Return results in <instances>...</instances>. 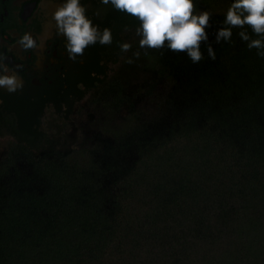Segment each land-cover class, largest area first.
<instances>
[{
	"label": "trees",
	"instance_id": "1",
	"mask_svg": "<svg viewBox=\"0 0 264 264\" xmlns=\"http://www.w3.org/2000/svg\"><path fill=\"white\" fill-rule=\"evenodd\" d=\"M194 3L215 60L122 53L140 21L116 10L97 45L125 58L79 90L81 138L45 147L39 115L24 123L0 158V264H264V57L240 28L214 42L233 0Z\"/></svg>",
	"mask_w": 264,
	"mask_h": 264
},
{
	"label": "flooded vegetation",
	"instance_id": "2",
	"mask_svg": "<svg viewBox=\"0 0 264 264\" xmlns=\"http://www.w3.org/2000/svg\"><path fill=\"white\" fill-rule=\"evenodd\" d=\"M65 0H0V63L9 68L7 74L15 72L22 80V87L14 92L0 87V137L10 139L0 152L2 158L13 143L29 140L22 130L24 123L36 115L42 117L51 108L59 117L69 122L70 117L79 118L77 104L86 95L88 100L94 94L90 88L79 100V90L95 78H101L99 71L105 70L109 77L110 52L100 51L98 45L85 49L82 57L74 62L65 50L66 40L57 30L53 19L55 11ZM87 8V15L100 30L114 26L112 15L116 9L102 0H81ZM30 33L37 47L25 50L20 39ZM106 64V66H105ZM105 66V67H104ZM86 101V102H87ZM71 123V122H69ZM73 132L80 134L77 125ZM75 137V134H71Z\"/></svg>",
	"mask_w": 264,
	"mask_h": 264
},
{
	"label": "clouds",
	"instance_id": "3",
	"mask_svg": "<svg viewBox=\"0 0 264 264\" xmlns=\"http://www.w3.org/2000/svg\"><path fill=\"white\" fill-rule=\"evenodd\" d=\"M102 3L111 4L116 10L126 12L140 21L135 34L139 37V49H144L145 55L149 49L160 50L166 46L173 52L186 53L192 63H199L204 58L201 46L205 44L208 57L216 59L207 31L212 28L210 21L214 13L209 10L197 12L194 0H102ZM53 19L58 33L66 40L65 50L69 59L74 62L91 45L113 43L111 29L104 28L101 31L88 17L87 8L81 0H65L53 14ZM245 25L250 26L259 38L252 39ZM234 28L241 29L238 35L247 42L250 50L255 48L257 55L264 57V0H233L222 26L212 33L214 42L230 43ZM130 30L125 28V31ZM20 44L25 50L37 47L30 33L21 37ZM119 47L122 53H127L132 45L125 42ZM140 55L139 50L133 53L137 59ZM126 62L133 63V59L129 58ZM9 71L6 65L0 63V87L14 92L22 87V80L15 72L7 74Z\"/></svg>",
	"mask_w": 264,
	"mask_h": 264
},
{
	"label": "rangeland",
	"instance_id": "4",
	"mask_svg": "<svg viewBox=\"0 0 264 264\" xmlns=\"http://www.w3.org/2000/svg\"><path fill=\"white\" fill-rule=\"evenodd\" d=\"M127 43H130L132 45V48H137L139 47V37L136 36L135 31H132L129 35V38L126 39ZM128 53V52H127ZM125 57H119L118 61L115 64H109V78L113 76L116 71L121 67L122 61L124 60ZM88 95H86L79 103L77 106L79 107V112L78 116L80 113H83V108L86 106V103L88 102ZM87 101V102H86ZM76 118V115H75ZM73 117H70L69 123L65 119H63L62 116H58L53 112L51 108H47L45 110V113L42 117V125H41V130L46 135V140L47 142L44 143L43 145L45 147H48L51 144H54L57 148H65L68 147L69 145V140L71 139V134L76 135V140L78 141L81 138V135L79 133H75L72 130V126H76L78 124V121L76 122V119ZM78 120V119H77ZM10 139L6 137H0V152L4 150Z\"/></svg>",
	"mask_w": 264,
	"mask_h": 264
}]
</instances>
